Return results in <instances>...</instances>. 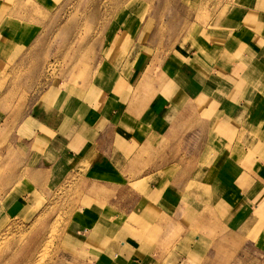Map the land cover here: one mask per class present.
<instances>
[{"label":"crops","instance_id":"1","mask_svg":"<svg viewBox=\"0 0 264 264\" xmlns=\"http://www.w3.org/2000/svg\"><path fill=\"white\" fill-rule=\"evenodd\" d=\"M201 4L208 23H194L191 13V28H197L186 31L192 39L178 48L179 62L148 60L144 23L122 12V28L101 51L106 77L99 83L91 77L84 88L48 90L20 119L17 110L6 109L11 91L0 92V230L28 212L37 196H53L69 176L92 187L83 196L92 197L94 227L104 236L120 230L114 264L205 259L210 223L207 216L193 221L204 210L214 209L221 227L224 213L232 215L231 236L257 228L264 204V0ZM2 31L5 46L12 36ZM13 42L9 53L0 49V65L9 69L16 49L30 47ZM150 68L159 75L150 76ZM194 132L201 134L198 141ZM227 145H237L243 160ZM97 188L108 191L104 199ZM146 206L162 221L132 232L130 213L145 216ZM110 207L125 219L104 217ZM100 216L105 221H97ZM177 226L185 230L184 241L160 255L156 237ZM148 227L160 232L148 234Z\"/></svg>","mask_w":264,"mask_h":264},{"label":"rangeland","instance_id":"2","mask_svg":"<svg viewBox=\"0 0 264 264\" xmlns=\"http://www.w3.org/2000/svg\"><path fill=\"white\" fill-rule=\"evenodd\" d=\"M122 12L133 13L140 25L144 23L152 49L145 51L146 56L158 66L162 63L169 65L175 60L179 62L178 48L187 44V39H192L191 36L187 37L186 31L197 28H191L193 14L194 23L203 28L210 17L201 0H0V32L4 30L8 34L10 30L12 36L5 46L4 42H0L3 54L13 50V47L9 49V42H22L23 46H30L16 49V56L12 58L15 63L11 69L8 63L0 65V92L11 91V96L7 95L4 101L6 109L17 110V117L25 115L48 90L53 91L54 95L59 90H65V93L74 87L84 88L91 77L93 83L102 81L106 75L102 68L104 56L101 51L122 28L118 20ZM186 13L189 14L187 23L184 20ZM105 14L110 18H105ZM135 20L132 23L137 27ZM135 26L131 32H135ZM106 38L107 44L104 42ZM208 39L203 40L205 45ZM224 54L221 50L218 58ZM147 73L153 77L159 75L154 68ZM195 133L194 140L196 136H201ZM229 145L226 147L228 150ZM229 151L232 156L243 160L244 155L237 145ZM240 182L242 185L247 183L243 180ZM81 187L74 177L69 176L53 196H37L28 212L0 230V264L117 262L112 252L120 258L117 249V244L122 241L120 230L114 227L104 236L94 227L95 221L92 222V213H89L92 210V197L89 200L83 196V193L92 192V187ZM96 191L103 196L101 199L108 192L103 188ZM145 210V216H139L138 212L130 213L132 232L143 231L145 224L149 226L162 221L158 218L159 212L147 206ZM206 211L199 218H193L195 221L207 216L210 223V227L204 229L208 240L206 258L183 260L182 264H264V204L262 211L255 216V222L259 220L257 228H242L237 237L229 235V231L233 230L232 215L228 217V213H224L225 223L221 227L214 209ZM103 215L107 218L112 216L117 221L125 219L112 207ZM104 217L100 216L97 221H105ZM182 230L177 226L156 237L160 241L157 240L153 246L160 255H167L175 245L177 248L184 241L180 238L184 235L185 230ZM145 232H153L156 236L160 231L148 227Z\"/></svg>","mask_w":264,"mask_h":264}]
</instances>
